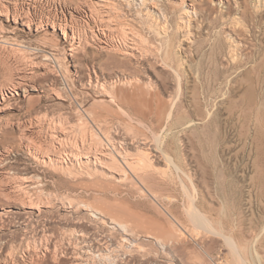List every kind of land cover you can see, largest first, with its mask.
<instances>
[{
	"label": "rangeland",
	"instance_id": "374dc122",
	"mask_svg": "<svg viewBox=\"0 0 264 264\" xmlns=\"http://www.w3.org/2000/svg\"><path fill=\"white\" fill-rule=\"evenodd\" d=\"M132 1L116 10L127 33L108 29L106 50L92 0L16 2L36 19L80 18L69 32L80 47L70 56L50 26L20 25L0 43V89L26 71L37 87L0 110V264H58L56 253L73 264L77 232L111 241L93 264H264V0H186L199 11L187 23L183 0ZM97 128L175 164L153 158L125 182L90 172L74 154L96 147ZM193 206L212 228L195 225Z\"/></svg>",
	"mask_w": 264,
	"mask_h": 264
},
{
	"label": "bare ground",
	"instance_id": "6f19581e",
	"mask_svg": "<svg viewBox=\"0 0 264 264\" xmlns=\"http://www.w3.org/2000/svg\"><path fill=\"white\" fill-rule=\"evenodd\" d=\"M17 1L18 0H14V3H13L12 1L9 0L7 2V4H5V3L3 4V2H0V43H8L9 40H11V36H12V35L11 36H8V35L10 33H15V30H18V29H15V28H17L20 25L21 26H24V27H27L29 29H32L33 26H36L37 27V30H39V31H40V29H44V27L47 28V27L50 26L51 29L54 31V34H56L58 37H62V35H63L64 40H65L66 43L67 42H69V43L71 42L70 45H69L70 48L68 50L70 51V56H74V52H77L78 51V48L80 46H76V41H74L75 39L71 38V41L69 40V37H70L69 36V32H72V30H73V26L72 25H74L78 20H80V18L78 19V17H72V18H70L71 20H69L68 18L67 19H64L63 18L64 20L63 19H60V18L59 19L58 18H53L51 20H48L45 17L44 18L43 17H40L39 19H36L32 15H30L29 9L27 11H26V9L24 11L22 10V12H21V8L19 9L18 5L16 4ZM37 1H45V0H37ZM50 1H52V0H50ZM219 1H220V3L223 2V0H219ZM235 1H236V3L238 2V0H235ZM256 1H261V0H256ZM132 2H133L132 4H130V3L127 2L128 3V6H133V5L134 6L135 5L145 6L146 5V1L145 0H133ZM182 4H183V6L186 9L185 12H183V17H182V21L183 22L182 23L190 22V20L192 18V14L197 15L199 11H198L197 7H195L194 4L188 5V3H187L186 0H183ZM122 5H126L125 4V0H92V9H90L91 10V13H92V20L91 21H92V23L95 26L94 28H96L93 31L94 37H95V39H93V42H95L96 45L100 46L104 50L110 49V47H111V46L109 47V45H108L109 41L108 40L107 41L105 40V38L107 36L108 29L111 28V29L115 30V29H117V28L120 27V29L122 28V30L126 32L125 27L123 26V24L121 22L120 16H118L117 15V12H116L118 6H122ZM86 22H87V20H86ZM9 25L10 26H13V28H14L13 31L8 28ZM60 32H61V34H60ZM74 36H75V33H74ZM103 37H105L104 38V41H103ZM74 38H76V37H74ZM106 42H108V43H106ZM137 48L136 47H131L129 50H125V52H123V54H122L123 57L128 58V59L136 57L137 56L136 55ZM55 56H56V54H51L50 57H49V55H47V59L46 60H48V61L51 60V59L55 60L56 59ZM60 66H59V69H60ZM61 68H62V66H61ZM62 70H63V68H62ZM51 72H53V71H51ZM17 78H18L17 82L15 81L10 86L0 89V110H5L6 109L5 107H6V104H7L8 100H10L12 98L14 99L15 96H20V92L21 91H24L26 93L27 92H30V90L31 91H37V87H36V85H35V83L33 81L34 80V77L32 76V73L26 71V72L21 73V75H19ZM47 92H49L51 94H55L58 91H56L54 88H50V90L48 89ZM103 95H105V96H103L101 99H104L105 97H109L106 93L103 94ZM114 99H116V98H114ZM169 117H170V115H169ZM97 129H98V133L96 132V133L93 134V136L94 135L97 136L96 138L98 139L97 140V143L98 144L96 145V147L95 146H92V147L82 146L83 150H85V153L84 154H82L81 152H79L78 148H74V149H77L78 150L77 151L78 153H76L74 155L76 156L75 158L79 159L78 161H80V166L82 165V166L86 167V169L88 171H90V168H91V171L90 172H93V173L98 174V175H101V176H105L107 179H111V180L113 179V180H117L119 182H125V181H128V180H132L133 178H137L136 177V174H137L136 173L137 172L136 169L139 168V167H140V169L143 170V172H144L145 175H149L150 174V168L152 167V160H153V158H160V159L162 158L163 160L166 161V163H167L168 166L175 164V161L173 160V158H171L170 156H168L166 153H163V152L158 151L159 149L158 150L155 149V152L156 153H153V152L150 153L148 149H151V148H149L148 145L147 144H144V143H134V141L133 142H128V141H126V142H124V141L123 142H120L119 139H112V140L110 139V140H108L104 136V134L102 132L103 130L101 131L100 128H97ZM66 134H67L66 130L59 131L57 133V135H55V137L60 142L61 141L64 142V138L66 137ZM100 134L102 136H100ZM102 137L105 138V140L108 142V144L106 142H104L103 139H102L103 142H101V139L100 138H102ZM104 143H105V145H104ZM87 145H88V143H87ZM131 145L133 147H135L137 150L141 151V156L133 157V155L130 153V150H129V147ZM147 147H148V149H147ZM153 151H154V149H153ZM44 163H46V161H44ZM74 203H73V205H75ZM71 205H72V203H71ZM27 208H29V209L32 210V213L31 214H33V215H35V214L37 215V213L42 212V211H40L38 209V208H40L39 205H38V208L35 207V206H29ZM65 210H67V209H65ZM86 211L89 212V213H91L90 214L91 217H93V218H95L97 220H100L103 223V225H106V226L109 225L110 226V224L111 225L113 224V225H115V227L118 226L117 223H115L113 220H109L108 218H106L104 215L101 214V212L99 213L97 211H93V210H90V209H88ZM191 211L194 214L193 222H195V225L200 226V228L201 227L212 228L211 223L204 217L205 215H203L199 211L198 208H196V207L193 206V208H192ZM119 227L125 228V226H123V225L122 226L120 225ZM177 232H178V234H181L182 235V231L181 230L178 229ZM105 235H103V238L102 239L100 238L99 241H96V239H95L96 242L95 243H92V239H90V236H88L85 233H81V234L79 233L78 234V232H77V233L73 234L72 237H71V241L72 240H75L76 241L75 242L76 246L74 245L75 248H76V250H75V252H73V255L71 257L72 258V261H73L72 263L73 264H93L96 259L97 260L98 259H104L105 257H107L106 254H105V252L108 254V249H109L108 248V246H109L108 244L111 241H109L108 238H105L106 237ZM70 236H71V234H70ZM111 238H110V240H111ZM126 243H127V241H126ZM229 243H230L232 249L236 251V247L233 244V242H231L229 240ZM134 244H137V242H135ZM80 247L83 249L82 251L80 250ZM85 249H86V251H85ZM79 250L81 252H78ZM95 251L99 255H97L96 253H93ZM110 251H112V250H110ZM55 252H56V250H55ZM119 252H120V250H119ZM54 256H55V254H54ZM66 258H67V256H66ZM120 260H121V258H120ZM37 261H38V259H37ZM53 262L58 263V264L60 262V258L57 255V253H56L55 258L53 259ZM122 264H128V263L126 261H123ZM242 264H244V263L242 262Z\"/></svg>",
	"mask_w": 264,
	"mask_h": 264
}]
</instances>
